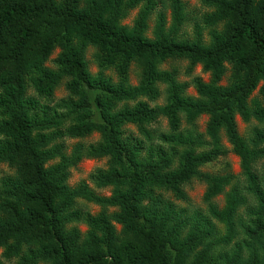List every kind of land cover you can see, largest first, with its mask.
Returning <instances> with one entry per match:
<instances>
[{
	"label": "trees",
	"instance_id": "obj_1",
	"mask_svg": "<svg viewBox=\"0 0 264 264\" xmlns=\"http://www.w3.org/2000/svg\"><path fill=\"white\" fill-rule=\"evenodd\" d=\"M200 1L212 12L195 24L191 39L180 33L189 23L183 0H0V165L14 172L0 181V249L7 258H20L17 264H264V85L254 96L264 82V0ZM165 2L172 22L167 28L159 12L150 38L148 22ZM138 8L134 25L123 26ZM170 61L188 62V75L202 65L211 80L194 78L197 95L191 96L177 68L161 69ZM225 64L233 66L232 77L219 86ZM133 65L140 70L137 87L129 81ZM65 79L68 96L56 100ZM163 92L166 105H130L141 96L155 102ZM236 115L254 121L248 137L237 131ZM203 116L215 142L204 154L209 143L197 130ZM161 118L169 120L168 130L157 124ZM220 128L241 157L242 179L199 171L225 155L218 150ZM95 133L98 143H79L67 154L65 139ZM83 157L108 159L92 181L97 189L112 187V197L86 182L69 185ZM194 180L205 184V210L185 190ZM87 204L101 211L93 215Z\"/></svg>",
	"mask_w": 264,
	"mask_h": 264
},
{
	"label": "rangeland",
	"instance_id": "obj_2",
	"mask_svg": "<svg viewBox=\"0 0 264 264\" xmlns=\"http://www.w3.org/2000/svg\"><path fill=\"white\" fill-rule=\"evenodd\" d=\"M183 1L186 4V15L188 16L189 23L186 25L185 30H182L180 33H187V35H190V38L193 39L194 34L192 33H193L195 24L197 23L201 24V21L204 17L203 15L207 13H211L212 10L210 8H206L201 3L200 0H183ZM139 12H140V8L133 10L130 13L129 17H127V19H124L122 21V25L132 27L134 25L135 19H137L139 15ZM159 12H163L166 15L167 28H169L172 22V12L168 8L166 2L160 3L156 11L153 12L148 22L149 30H148L147 35L150 38H153V31L155 27L157 26ZM217 30L223 31L224 29L221 27H217ZM209 33H210V28H208L207 26H204L203 36L205 38V42L207 43L210 42V38L208 36ZM59 54H60L59 49H56L53 52L50 58V61L47 63L48 68H51V69L55 68L56 65L54 64V60L58 58ZM94 54H95L94 48H89L87 50L86 57L89 62L90 72L95 75L99 72V68L95 64ZM224 66L226 69V73L224 77L222 78V81L219 83V86H228L230 84V80L232 77L233 66L230 64H225ZM187 67H188V62L186 61H170V62L164 63L161 66V69L173 71V68H177L179 70V76H178L179 80L182 83H188L190 85L188 88V94L191 96H196L197 92L195 88L191 85L193 79L201 78L205 83H209L211 80V72L205 71L204 67L198 64L194 68L192 74L188 75ZM106 73H107V76H110L114 79V81H117V76L115 72H113L112 70H109ZM139 74H140V70L136 69L135 66L133 65L131 68L130 76H129L130 84L133 87H137L139 85V80H140ZM67 82H68V79H65L63 85H61V87L55 92L56 100L66 98L68 96V92L66 91L65 86H64ZM263 85H264V82H261L258 85L254 93V96H257L260 93V89L262 88ZM161 88L164 89V86H162ZM140 100L148 103L151 108H156L158 105L159 106L166 105L167 103L166 94L165 92H163L160 98L155 102H152L148 98L141 96L137 98L136 100H134L133 102H131L130 105L134 106ZM168 122L169 120H167L166 118H161L157 124H160L161 129L168 130ZM234 122H235V125H236L235 127L237 131L240 133V135L244 137H248L254 129V121L245 122L244 119L240 115H236L234 117ZM207 123H208V117L203 116L199 119L198 124H197L198 132L202 134L204 139H206V141L209 143L208 146L204 147V150L201 151L202 154H204L203 152L208 153L212 151L213 149H215V142H213L214 140L207 134ZM130 127L132 131L136 130L135 127H132V126ZM225 131L226 130L224 128H220L217 133V136L220 139L219 144H218V147H219L218 150L219 151L220 149L224 150L225 155H223L222 157L218 159L213 160V162H210V164L208 165H204V166L201 165L202 167L199 168V171L202 174H212L213 176H217L218 174H223V175L233 174L239 179H242V176L244 174H243V166L241 164V161H242L241 157H239L237 154L234 153L233 146L232 144H230V141L227 139ZM100 138L101 136L98 133H95L92 136L86 137L84 139L67 138L65 139L66 152L67 154L71 155L73 154L75 147L79 143H83L85 147H89L90 145L98 143L100 141ZM107 165H108L107 158L101 159V158H94V157H83L81 162L78 164V166L76 168H72L71 173H70V178H69V185L71 187H75L78 184H80V182H86L92 189H96V192L100 196L112 197L113 196L112 187H105V188L97 189L92 181L93 176H96L99 170L107 169ZM13 174L14 172L10 168H8L7 165H0V181L1 179H3L4 176L6 175L9 176ZM185 190L188 196L190 197V199L192 200L193 205L199 208H202L203 210L206 209L205 204L202 205V203H204L203 197H204L205 190H206L205 184L202 183V181L194 180L192 183H190V185H187L185 187ZM216 202L222 207L224 205V196H220L216 198ZM86 207L93 215H96L101 211V208L98 205L87 204ZM116 210L117 209L110 208L111 212L116 211ZM114 225L116 226V229L118 231L121 230L122 228L121 225L117 223H114ZM77 228L82 233H86L88 230L87 226L82 223L78 224ZM5 254H6V250L0 249V262L2 264H17L20 262V258H13V257L7 258Z\"/></svg>",
	"mask_w": 264,
	"mask_h": 264
}]
</instances>
